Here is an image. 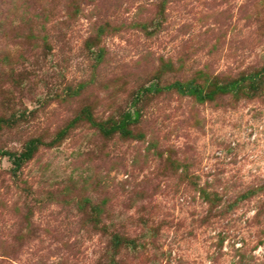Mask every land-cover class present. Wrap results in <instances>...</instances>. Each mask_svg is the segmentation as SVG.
<instances>
[{
	"label": "rangeland",
	"instance_id": "obj_1",
	"mask_svg": "<svg viewBox=\"0 0 264 264\" xmlns=\"http://www.w3.org/2000/svg\"><path fill=\"white\" fill-rule=\"evenodd\" d=\"M0 264H264V0H0Z\"/></svg>",
	"mask_w": 264,
	"mask_h": 264
}]
</instances>
